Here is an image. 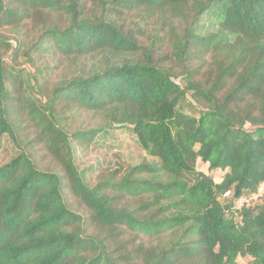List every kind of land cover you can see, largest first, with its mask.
<instances>
[{"label":"trees","instance_id":"1","mask_svg":"<svg viewBox=\"0 0 264 264\" xmlns=\"http://www.w3.org/2000/svg\"><path fill=\"white\" fill-rule=\"evenodd\" d=\"M262 185L264 0H0V264H264Z\"/></svg>","mask_w":264,"mask_h":264},{"label":"rangeland","instance_id":"2","mask_svg":"<svg viewBox=\"0 0 264 264\" xmlns=\"http://www.w3.org/2000/svg\"><path fill=\"white\" fill-rule=\"evenodd\" d=\"M60 79V69L55 71L53 82ZM143 153L129 128L116 129L107 136L104 145L99 148H91L89 150H79L77 154L78 165L87 173L88 181H96L98 177H106L110 175V169L115 161L119 162V166L136 165L143 160ZM124 165V166H125ZM126 167V166H125ZM208 165L202 162L198 163L197 170L208 172ZM126 168L123 167L122 173ZM221 175H216L215 180L221 182ZM238 264H250L246 258H239Z\"/></svg>","mask_w":264,"mask_h":264},{"label":"built area","instance_id":"3","mask_svg":"<svg viewBox=\"0 0 264 264\" xmlns=\"http://www.w3.org/2000/svg\"><path fill=\"white\" fill-rule=\"evenodd\" d=\"M264 193V185L261 186V188L258 190V192L252 196L243 197L240 199L237 203L238 206H244V205H254L255 203H258L261 200V197Z\"/></svg>","mask_w":264,"mask_h":264}]
</instances>
